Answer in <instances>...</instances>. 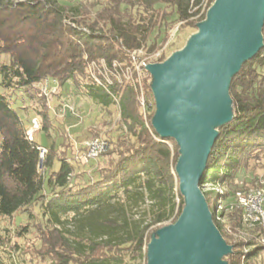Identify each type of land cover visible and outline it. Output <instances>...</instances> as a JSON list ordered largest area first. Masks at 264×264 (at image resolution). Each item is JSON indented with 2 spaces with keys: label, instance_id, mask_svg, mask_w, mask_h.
Instances as JSON below:
<instances>
[{
  "label": "trees",
  "instance_id": "16d2710c",
  "mask_svg": "<svg viewBox=\"0 0 264 264\" xmlns=\"http://www.w3.org/2000/svg\"><path fill=\"white\" fill-rule=\"evenodd\" d=\"M88 2L0 0V84L33 101L38 129L51 126L50 100L57 95L40 90L45 79L57 86L70 82L102 107L116 105L122 129L104 135L90 128V139L102 138L107 149L86 162V148L66 133L59 147L50 139L40 160L42 146L28 138L18 112L0 94V224L12 223L0 227V264H146L151 234L169 219L174 223L184 206L175 173L178 146L154 130L151 76L137 64L157 53L154 61L162 62L171 31H196L214 0ZM262 38V48L231 79L233 118L218 128L199 182L215 227L232 247L226 264H264L261 226L235 240L243 230L240 210L214 212L203 190L205 183L220 184L225 192L218 199L226 205L241 174L264 163V22ZM255 179L243 177V187Z\"/></svg>",
  "mask_w": 264,
  "mask_h": 264
},
{
  "label": "water",
  "instance_id": "95a60500",
  "mask_svg": "<svg viewBox=\"0 0 264 264\" xmlns=\"http://www.w3.org/2000/svg\"><path fill=\"white\" fill-rule=\"evenodd\" d=\"M240 3V0H214L206 18L197 24L198 32L181 50L161 63L145 66L151 76L155 102L151 123L160 138L173 139L178 146L175 173L184 201L176 221L157 229L154 236L151 234L146 264H226L223 258L231 252L232 247L212 221L199 182L218 128L233 118L231 79L263 46L264 5L257 41L251 35L255 13L250 4L239 12ZM202 31L207 35L193 46L192 40ZM178 54L181 59L176 57ZM230 68L226 84L229 112L220 119L216 101L222 75Z\"/></svg>",
  "mask_w": 264,
  "mask_h": 264
},
{
  "label": "rangeland",
  "instance_id": "374dc122",
  "mask_svg": "<svg viewBox=\"0 0 264 264\" xmlns=\"http://www.w3.org/2000/svg\"><path fill=\"white\" fill-rule=\"evenodd\" d=\"M13 4L17 2H21L23 0H9ZM61 4H65L67 6H80V5H88L89 0H58ZM196 31L186 30L185 28L181 29L176 34V29L172 30L170 33V42L171 44L167 48L166 52V59H168L173 53L181 50L184 45L187 43V41L190 39V37L195 34ZM165 47V46H164ZM157 56H148L143 57L139 63V65L148 66L151 64H157L158 62H155V58ZM4 61V59H2ZM163 60V61H164ZM161 63V62H159ZM105 78H107L104 75ZM1 80V76H0ZM50 86L52 88L56 87L55 84H52L50 82ZM43 82L39 85L40 90L43 92ZM58 87V88H57ZM56 87V94L54 97L50 100V109H49V118L51 122V126L47 128V131H44L42 129L34 128V123H37V119L35 118L36 115L34 112L30 109L29 104L33 103L29 102V99L21 96V95H15L10 93L11 91L9 89H6L0 84V94H6V97L13 108L16 109L18 112L22 122L25 125V128L28 130V132L32 133V137L36 143L41 145L42 147L48 148L50 146V139L57 145L58 147L62 143V134L66 133L70 135L75 140V145L77 148H81V145L83 146V143L90 139V133L88 130L91 128H95V130H100L99 132L102 134L109 133L112 131L114 134L120 135L122 133V129L118 128V120H119V114L117 106L111 105L108 108L102 107L98 105L96 102L92 101L91 99H88L86 97H82L80 94H78L70 84V82L64 83L61 86ZM53 93L48 92L47 96L51 95ZM65 108V109H64ZM49 136L51 138H49ZM94 138H100V137H94ZM92 139V138H91ZM102 139V138H101ZM89 167V166H88ZM87 167V169H88ZM54 168H58L57 162L54 163ZM246 177L248 180L252 178H256L254 182L260 178L264 177V163H254V166H252L246 174H241L240 181L242 182V178ZM251 186V185H250ZM239 187V183H238ZM203 190L205 192H208V195L210 196V208L211 210H214L215 205L218 202L219 193L216 188H213L210 183H205ZM225 192V191H223ZM232 200V198H231ZM176 202L178 203V200L176 198ZM149 205V202H146V205H141L139 209L134 210L133 215L134 219L139 216L140 212L144 210ZM217 210V209H215ZM220 212V211H219ZM225 220V217L220 219L221 222ZM12 224L11 222H5L0 224V227L4 225L9 226ZM171 224V219L161 224V227H165ZM74 225L69 224L68 228L73 231ZM160 227V228H161ZM12 228V226H11ZM250 230H247V234ZM154 236V232L152 233ZM235 240L240 239V236H234ZM247 238V236L245 237ZM34 239V235L29 236V239H26V244L30 243ZM24 241V242H25Z\"/></svg>",
  "mask_w": 264,
  "mask_h": 264
},
{
  "label": "built area",
  "instance_id": "2783aa9c",
  "mask_svg": "<svg viewBox=\"0 0 264 264\" xmlns=\"http://www.w3.org/2000/svg\"><path fill=\"white\" fill-rule=\"evenodd\" d=\"M171 38H169L170 40ZM142 54L141 51L138 53L132 54V58L135 61L137 55ZM159 53L155 54L158 56ZM140 63V62H139ZM139 63L137 64V70L139 71ZM144 66V65H143ZM50 82L55 84L57 87V82L55 80L45 79L43 81V93L48 94L55 93L56 87L52 88L50 86ZM139 95H140V102L144 105V100L142 96V90L139 88ZM65 109V108H64ZM34 128H38L37 123H34ZM27 136L30 140H32V133L27 131ZM83 146L86 148V153L82 156V160L84 162L87 161L89 158H96L101 153H103L107 149L106 142L101 138H92L86 140L83 143ZM39 158L42 160L46 154V149L43 147H38ZM213 188L218 190L219 195H223L225 189L220 185H212ZM217 210L220 211L222 207L225 208V211L230 212L233 208H237L240 210V221L243 226V230L238 233V235L244 238L247 235L246 230H250L255 225L261 226L262 230L264 231V177L258 178L253 185L244 188L243 183L239 182V187L235 190L232 196V200L229 201L226 205L222 203L220 199L215 206ZM235 235V236H238ZM264 240L262 239L261 242ZM264 243V242H263Z\"/></svg>",
  "mask_w": 264,
  "mask_h": 264
},
{
  "label": "bare ground",
  "instance_id": "6f19581e",
  "mask_svg": "<svg viewBox=\"0 0 264 264\" xmlns=\"http://www.w3.org/2000/svg\"><path fill=\"white\" fill-rule=\"evenodd\" d=\"M221 2H224L225 0H219ZM241 3L238 6L239 12L244 11L247 9L248 4H250V9H252L253 14L255 13V20L253 22L252 28H251V35L252 38L256 39L258 41L259 39V31H258V21L260 17V12L262 10V7L264 5V0H246L245 3H243L244 0H240ZM206 31H202L201 33L197 34L195 39L192 40V45L194 46L197 41L201 38L206 36ZM177 58L181 59V54H178L176 56ZM232 69L226 70L221 78V92L217 98L216 101V110L218 112V116L220 119L226 117L228 115V99H227V93H226V84L227 80L229 78V75L231 73Z\"/></svg>",
  "mask_w": 264,
  "mask_h": 264
}]
</instances>
